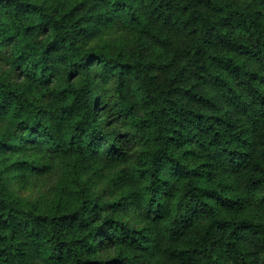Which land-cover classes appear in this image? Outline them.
<instances>
[{
	"label": "trees",
	"instance_id": "16d2710c",
	"mask_svg": "<svg viewBox=\"0 0 264 264\" xmlns=\"http://www.w3.org/2000/svg\"><path fill=\"white\" fill-rule=\"evenodd\" d=\"M251 1L254 9L241 10L223 0H102L97 12L88 0L68 10L0 0V264H264V0ZM94 17L119 18L161 46L160 29L173 23L191 36L186 67L157 85L141 55L86 48ZM151 21L164 27L151 31ZM186 73L223 88L245 124L186 106L179 96L212 105L180 89ZM110 79L113 96L103 98L97 83ZM127 80L143 119L133 117ZM129 122L136 128L117 130ZM140 151L132 176L113 178L115 192H91L85 161ZM69 155L54 170L69 178L68 202L42 209L10 190L12 173L45 174L43 157ZM128 182L137 190L117 193Z\"/></svg>",
	"mask_w": 264,
	"mask_h": 264
},
{
	"label": "rangeland",
	"instance_id": "374dc122",
	"mask_svg": "<svg viewBox=\"0 0 264 264\" xmlns=\"http://www.w3.org/2000/svg\"><path fill=\"white\" fill-rule=\"evenodd\" d=\"M41 1H48L50 4H54L55 6H60L65 3L66 10H68L69 6L75 2V0ZM88 1L89 5L96 4L92 10L101 12L106 9L101 6L102 0ZM223 1H227L232 4V7L241 10H251L255 8V5L251 0ZM173 4H175V0H173ZM89 5L86 7L87 10H91ZM87 23L88 31L82 37V43L86 48L98 49L103 47L105 51L111 53V55L119 54L122 58H129L131 60L137 54L141 55L144 60H147L148 63L154 66L152 74L155 77L157 85H160L163 82L172 68L181 70L186 67L187 59L185 53L186 47L191 41V36L187 31L180 29L173 23L166 24V27H164L157 22L151 21L149 25L150 29H153L151 31H155L158 27L165 28H161L160 30H162L163 36L168 41V45L166 46H161L155 43L152 38L141 34L139 30L131 25H127V23L119 18L110 22L109 20L103 21L102 19L94 17L92 20H88ZM153 26H155V29ZM237 33L241 37L245 36V33L243 32H240V34L237 31ZM209 50L224 53L227 49L218 45H212ZM239 57L246 61L249 70H258V64L256 61L247 59V57ZM96 72L98 73L100 70H96ZM229 78L232 79V77ZM234 83H237V80ZM97 86L103 90L100 91L99 94L102 95L103 98L113 96L114 84L111 79L99 80ZM179 86L180 89L192 88L195 93L205 96L212 103L211 106L204 107L187 95H183L184 97L179 96L178 98L182 100L186 106L192 109H200L201 111L211 112L212 114L221 111L222 113L234 116L235 121L239 123V126L245 124L244 122L246 118H243L242 116L244 112L242 113L239 109L241 107L231 103L224 89L209 81V79H207L204 75L200 73H186L181 82H179ZM127 92L128 98L134 103H137V105L134 106L135 110L133 112V117L137 118V120L143 119L145 116V109L138 102L135 84L132 80H127ZM232 104L236 107H231ZM124 126L118 125L117 130H130L136 128L133 124L131 125V122L124 124ZM145 142L144 138V144ZM41 156V154L33 151L28 152V158L30 157L31 159L32 157L38 159ZM142 156L143 154L140 151L128 157L125 156L121 160L114 162H109L103 160L102 158L96 161H85L84 168L86 173L83 172V177L88 181L93 194L103 191L115 192V183L112 182L113 178L131 177L133 171L136 170L139 165L138 158ZM74 159L75 158L72 157V155L67 156L66 159H61V157H56L55 159H50L48 156L45 158L43 157L41 162L51 166L49 172L40 175H36L33 172L26 173V177H23L20 180L17 179L16 174L12 173L11 178L9 179L10 190L20 200L36 204L42 209L51 208L60 201L68 202L69 198H67V196L69 195V191L71 189L69 178L65 179L64 176L57 177L54 170L60 169L62 166H67L66 164ZM191 161L198 162L196 159H192ZM110 182H112V184ZM125 189H132L135 192L137 187L134 184L129 187L121 186V189L118 190L117 193H121ZM33 264L45 263L43 260L37 259L33 262Z\"/></svg>",
	"mask_w": 264,
	"mask_h": 264
}]
</instances>
